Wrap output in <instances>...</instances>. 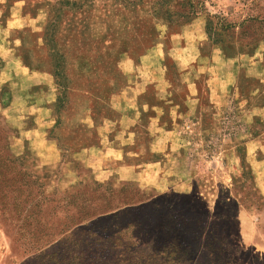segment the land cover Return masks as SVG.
I'll return each mask as SVG.
<instances>
[{
	"label": "rangeland",
	"instance_id": "374dc122",
	"mask_svg": "<svg viewBox=\"0 0 264 264\" xmlns=\"http://www.w3.org/2000/svg\"><path fill=\"white\" fill-rule=\"evenodd\" d=\"M261 66L264 0H0V264H264Z\"/></svg>",
	"mask_w": 264,
	"mask_h": 264
},
{
	"label": "crops",
	"instance_id": "0c3cea01",
	"mask_svg": "<svg viewBox=\"0 0 264 264\" xmlns=\"http://www.w3.org/2000/svg\"><path fill=\"white\" fill-rule=\"evenodd\" d=\"M4 31V30H3ZM197 54L192 58L191 62H198V65L196 63L195 68H199L200 66V51L197 49ZM214 61L216 62V71H212L211 74L209 75V85L211 86L210 89L215 93L216 97L214 94L209 95V100H210V105H215L218 100H221L220 93H226L228 89L231 88L232 83H233V76H234V60L230 61L228 58H224L222 55H220V51L217 50V53L213 55ZM190 60V59H189ZM254 64V63H253ZM261 70L260 76H259V83L264 85V66L259 67ZM199 70V69H198ZM263 77V78H262ZM183 85L185 88H187V93L183 97L185 99V103L189 106L188 110H194L200 108V104H198V87L195 83L194 80H190L191 82H187L185 79H183ZM219 95H217V94ZM119 104L118 108L115 110V116L116 119H113L114 122H122L125 121V116H126V111L125 108ZM199 106V107H198ZM133 108V107H132ZM135 111V110H132ZM262 112V111H261ZM119 116V117H118ZM162 131H165L162 129ZM104 150V148H103Z\"/></svg>",
	"mask_w": 264,
	"mask_h": 264
},
{
	"label": "trees",
	"instance_id": "16d2710c",
	"mask_svg": "<svg viewBox=\"0 0 264 264\" xmlns=\"http://www.w3.org/2000/svg\"><path fill=\"white\" fill-rule=\"evenodd\" d=\"M75 262H77V261H75ZM77 264H82L81 262H77Z\"/></svg>",
	"mask_w": 264,
	"mask_h": 264
}]
</instances>
